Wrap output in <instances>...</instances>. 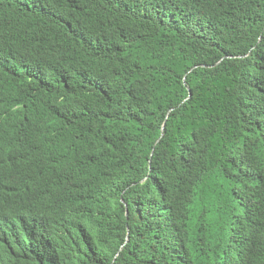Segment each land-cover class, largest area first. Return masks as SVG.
Masks as SVG:
<instances>
[{
  "label": "trees",
  "instance_id": "1",
  "mask_svg": "<svg viewBox=\"0 0 264 264\" xmlns=\"http://www.w3.org/2000/svg\"><path fill=\"white\" fill-rule=\"evenodd\" d=\"M0 264H264V0H0Z\"/></svg>",
  "mask_w": 264,
  "mask_h": 264
}]
</instances>
